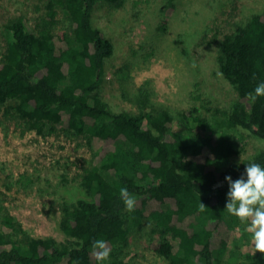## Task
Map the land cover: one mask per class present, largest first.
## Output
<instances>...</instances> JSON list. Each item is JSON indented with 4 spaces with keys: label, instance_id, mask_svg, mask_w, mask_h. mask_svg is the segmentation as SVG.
Listing matches in <instances>:
<instances>
[{
    "label": "trees",
    "instance_id": "16d2710c",
    "mask_svg": "<svg viewBox=\"0 0 264 264\" xmlns=\"http://www.w3.org/2000/svg\"><path fill=\"white\" fill-rule=\"evenodd\" d=\"M119 1L43 0L33 22L22 13L4 24L0 127L81 137L92 155L74 180L85 194L58 196L65 241L30 234L5 204L6 191L50 189L53 178L37 170L14 175L0 164V264H101L93 255L96 239L111 248L105 264H138L133 230L139 226L149 228L148 246L163 264H264V253L253 246L239 252L240 231L234 238L219 230L222 224L226 231L241 229L226 217L225 176L239 178L250 162L264 167V149L229 162L250 134L264 141V97L253 103L248 96L264 82V10L219 40V69L237 98L211 116L201 112L209 102L174 114L112 110L100 90L114 43L92 15L101 3ZM174 8L168 0L160 28ZM59 176L67 181L65 172ZM121 187L137 200L133 212Z\"/></svg>",
    "mask_w": 264,
    "mask_h": 264
},
{
    "label": "rangeland",
    "instance_id": "374dc122",
    "mask_svg": "<svg viewBox=\"0 0 264 264\" xmlns=\"http://www.w3.org/2000/svg\"><path fill=\"white\" fill-rule=\"evenodd\" d=\"M167 1L122 0L119 4L103 2L98 5L92 21L102 27L114 43V54L106 62L100 90L112 110L165 108L177 114L194 104L200 106L209 102L208 109L202 107L201 112L211 116L216 107H228L237 98L235 88L219 69V40L252 13L264 10V0H173L175 8L163 29L160 28L165 16L162 8ZM42 2L0 0V52L8 38L4 24L22 13L33 22L39 13L37 6L39 8ZM195 84L200 89L197 92L201 93L197 101L191 93ZM260 149H264V141L250 134L244 150L229 162ZM91 155L81 137L71 138L65 134L43 137L33 130L20 134L13 126L7 131L0 127V164L8 173L16 175L37 170L53 178L50 189L12 190L4 195L10 212L30 234L49 235L65 241L66 236L60 228L58 196L75 199L85 194L74 180L89 164ZM60 172H65L67 181H60ZM1 191L4 189L0 185ZM226 217L241 229L226 231L222 224L220 232L234 238H239L237 233L241 232L239 252L248 251V246L254 247L251 236L246 233V225L227 211ZM149 235L146 226L133 230L137 262L163 264L148 246ZM219 239L220 233L214 240L216 248H219Z\"/></svg>",
    "mask_w": 264,
    "mask_h": 264
},
{
    "label": "clouds",
    "instance_id": "9594fccd",
    "mask_svg": "<svg viewBox=\"0 0 264 264\" xmlns=\"http://www.w3.org/2000/svg\"><path fill=\"white\" fill-rule=\"evenodd\" d=\"M248 96L253 103L259 97H264V82L259 83ZM225 180L229 184V191L224 209L228 214L237 217L241 224L246 225L245 230L251 233L255 252L264 253V167L250 162L246 164L245 171L239 178L233 180L228 175ZM119 194L126 210L133 212L137 204L135 196L127 187H121ZM205 208L206 206L200 203L199 210L203 212ZM92 249L98 262L109 261L111 248L104 239L94 240Z\"/></svg>",
    "mask_w": 264,
    "mask_h": 264
}]
</instances>
